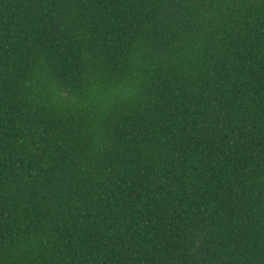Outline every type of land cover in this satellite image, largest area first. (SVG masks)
Listing matches in <instances>:
<instances>
[{"label": "trees", "instance_id": "trees-1", "mask_svg": "<svg viewBox=\"0 0 264 264\" xmlns=\"http://www.w3.org/2000/svg\"><path fill=\"white\" fill-rule=\"evenodd\" d=\"M0 264H264V0H0Z\"/></svg>", "mask_w": 264, "mask_h": 264}, {"label": "snow or ice", "instance_id": "snow-or-ice-1", "mask_svg": "<svg viewBox=\"0 0 264 264\" xmlns=\"http://www.w3.org/2000/svg\"><path fill=\"white\" fill-rule=\"evenodd\" d=\"M119 87L121 88V89H130L131 87H132V85H131V83L130 82H128V81H121V83L119 84ZM44 213L42 212V215H43Z\"/></svg>", "mask_w": 264, "mask_h": 264}, {"label": "clouds", "instance_id": "clouds-1", "mask_svg": "<svg viewBox=\"0 0 264 264\" xmlns=\"http://www.w3.org/2000/svg\"><path fill=\"white\" fill-rule=\"evenodd\" d=\"M116 90H119V86H117V89ZM110 91H113V94H115V91L114 90H110Z\"/></svg>", "mask_w": 264, "mask_h": 264}]
</instances>
